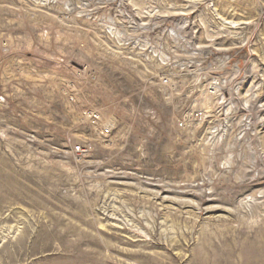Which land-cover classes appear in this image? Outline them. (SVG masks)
<instances>
[{"label":"rangeland","instance_id":"obj_1","mask_svg":"<svg viewBox=\"0 0 264 264\" xmlns=\"http://www.w3.org/2000/svg\"><path fill=\"white\" fill-rule=\"evenodd\" d=\"M0 264H264V0H0Z\"/></svg>","mask_w":264,"mask_h":264},{"label":"built area","instance_id":"obj_2","mask_svg":"<svg viewBox=\"0 0 264 264\" xmlns=\"http://www.w3.org/2000/svg\"><path fill=\"white\" fill-rule=\"evenodd\" d=\"M84 115L87 118H93V117L98 118V115L94 114L93 112L92 113L91 112H84ZM81 151H83V149Z\"/></svg>","mask_w":264,"mask_h":264}]
</instances>
